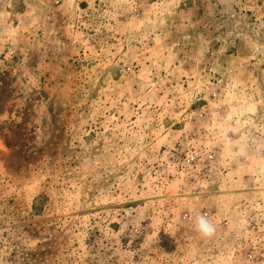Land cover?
<instances>
[{"label":"rangeland","instance_id":"rangeland-1","mask_svg":"<svg viewBox=\"0 0 264 264\" xmlns=\"http://www.w3.org/2000/svg\"><path fill=\"white\" fill-rule=\"evenodd\" d=\"M0 264H264V0H0Z\"/></svg>","mask_w":264,"mask_h":264},{"label":"clouds","instance_id":"clouds-1","mask_svg":"<svg viewBox=\"0 0 264 264\" xmlns=\"http://www.w3.org/2000/svg\"><path fill=\"white\" fill-rule=\"evenodd\" d=\"M195 231L203 237H211L215 233V225L204 212L196 215Z\"/></svg>","mask_w":264,"mask_h":264},{"label":"built area","instance_id":"built-area-1","mask_svg":"<svg viewBox=\"0 0 264 264\" xmlns=\"http://www.w3.org/2000/svg\"><path fill=\"white\" fill-rule=\"evenodd\" d=\"M211 157V156H210ZM193 157H191V159H192Z\"/></svg>","mask_w":264,"mask_h":264}]
</instances>
